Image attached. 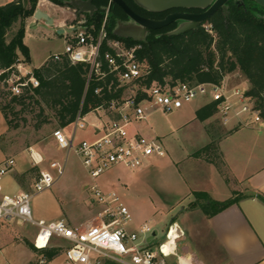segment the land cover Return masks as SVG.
Instances as JSON below:
<instances>
[{"label":"built area","instance_id":"built-area-1","mask_svg":"<svg viewBox=\"0 0 264 264\" xmlns=\"http://www.w3.org/2000/svg\"><path fill=\"white\" fill-rule=\"evenodd\" d=\"M110 4L99 28L88 25L85 14L74 8L72 22L64 25L59 33L66 38L65 50L55 53V58L66 55L73 63H85L88 66L90 80L105 81L109 76L116 95L107 99L105 104L96 107L87 114L78 113L72 124L73 132L68 134L63 127L53 130L57 147L73 151L86 170L90 182L88 188L93 191L94 202L100 206L97 214L89 221L71 225L65 219L38 220L34 217L31 199L34 192L20 190L16 193L3 191V179L15 166L16 159L8 157L0 163V220H18L29 222L38 227L34 238L37 248L52 245V239L59 237L68 241L65 249L71 264H202L190 251L179 252L178 241L186 236L184 227L172 221L165 233V240L158 245L152 243L150 234L156 236V230L148 222L137 228H131L132 214L122 196L114 186L103 187L99 181L102 174L115 166L136 169L152 156L166 155V149L158 135L147 136L137 126L146 120L152 110L172 111L190 102L199 94H210L212 101L217 100V112L222 124L237 125L261 120L254 101L246 94L247 89L235 86L229 91L224 81L221 83H190L187 81L165 83H144L150 73L146 59L139 56L143 43H129L123 37H113L108 29ZM213 32L211 24H204ZM13 94L33 90L39 86V79L30 69L24 58H18L13 65V73L6 79ZM103 86L95 89L102 94ZM96 114V120L87 123V115ZM93 127V138L77 140L75 132ZM31 154L33 151L30 149ZM67 155V158H68ZM33 164L39 161L33 158ZM56 174L40 169L34 181L35 192L50 188L65 172V164L58 160L50 162ZM1 251V246H0ZM46 258L40 260L46 263Z\"/></svg>","mask_w":264,"mask_h":264},{"label":"trees","instance_id":"trees-1","mask_svg":"<svg viewBox=\"0 0 264 264\" xmlns=\"http://www.w3.org/2000/svg\"><path fill=\"white\" fill-rule=\"evenodd\" d=\"M58 5H66L65 0H51ZM136 11H147L138 6L134 0H125ZM39 0H13L0 5V81L6 88L4 103L0 110L4 113L9 125L17 128L21 122H13L10 114L18 113L23 125H32L40 130L46 124L56 123L57 127H69L79 112L87 114L96 107L105 104L107 99L116 95L108 88L109 76L105 81L90 80L88 82V66L85 63H73L66 55L55 58L48 57L44 63L34 69L39 79V86L33 90H25L21 94H13L7 86L6 79L13 73V65L19 54L29 62L30 51L24 42L26 20L35 14ZM97 6L91 16L85 14L87 24L99 28L105 17L110 0H94ZM199 10H202L199 8ZM148 12V11H147ZM167 12L159 13L165 16ZM264 7L255 0L228 1V14L220 8L207 21L195 29L177 35L167 32L174 29L177 23H171L161 29L153 30L143 43L139 56L146 59L150 73L144 83H165L187 81L190 83H221L228 73L237 69L246 76L250 86L246 94L254 101L264 120ZM126 18V13L117 4H112L108 29L113 33L118 20ZM21 26L9 39L8 32L17 21ZM92 23H91V22ZM211 24L213 32L204 24ZM135 43L131 38H123ZM103 86L102 94L95 89ZM217 100H213L200 109L202 120L217 113ZM201 112H203L201 114ZM216 148L215 142L197 150L195 156H208ZM194 199L188 209H200L206 216H213L226 209L242 197L238 192L224 200L212 198L205 191H193ZM264 199V198H263ZM176 220L175 218L173 221ZM28 246L49 261L59 253L58 248H37L33 243Z\"/></svg>","mask_w":264,"mask_h":264},{"label":"rangeland","instance_id":"rangeland-1","mask_svg":"<svg viewBox=\"0 0 264 264\" xmlns=\"http://www.w3.org/2000/svg\"><path fill=\"white\" fill-rule=\"evenodd\" d=\"M0 1L5 2L6 0ZM38 7L39 4L37 5ZM40 8L49 10L55 18V23L48 24L43 18L38 19L40 20L39 22L36 20L32 21L30 20L31 18L26 20L24 42L30 51L28 65L32 70L38 68L51 55L64 52L66 38L57 31V27L59 23H64L67 31L70 32L67 24L72 22L75 14L73 7L58 5L51 0H48ZM20 26L21 21L19 20L9 30L7 35L9 39ZM19 57L21 59L24 58L22 53L19 54ZM225 77L227 78H224L225 80L223 79V81L229 91H231L233 86L241 88L250 86L246 76L240 69L228 73ZM5 90L6 88L0 81V105L4 103ZM209 101H212V96L209 93L206 95L199 94L190 102L185 103L184 106L172 111L152 110L148 118L137 126L147 136H161V141L168 153L167 165L161 164L154 168L151 167L144 172L138 168L131 169L119 165L112 175V185L118 190L131 211V228H137L144 222H148L153 230H156L155 237L152 232L148 236L153 239L152 243L154 245H158L165 240L168 226L175 218L186 231V236L178 241L179 252L190 251L196 258H199L197 247H200L201 259L203 257H212L208 247L205 245L207 242H205L204 234H202V231L205 230V228L203 229L205 214L200 209H188L191 198L190 195L185 196L184 183L187 182L189 184L196 177L197 169L193 168L194 158L189 157L188 154L203 144L202 139L205 136L203 135L202 137V132L199 129L200 113L197 110L194 111L193 106L199 105L200 109ZM93 115L86 118L87 123L96 120ZM215 115L219 116L218 112ZM21 116L18 113L10 114V118L14 123L21 122V125L15 128L8 124L4 113L0 110V159L14 157L16 159L14 170L19 168L20 165H24L23 160L25 158L29 159L28 163H26L28 170L23 173V178L26 185L32 187L29 191L34 192L31 199L34 217L37 219L36 208L42 210L44 214L48 213L50 215V213L55 212L56 205L52 199L53 195L59 198L71 218L80 219L84 217L85 211L82 207L94 204V194L90 188H83L87 172L82 166L80 159L73 151L68 155L67 150H57L51 138L52 131L58 126L56 123L46 124L40 130H36L32 125L24 126ZM216 122L219 123L217 118ZM240 128V133L259 132L261 134L259 140L253 139L252 142L259 145L255 147V151L258 154L263 153L264 120L249 121V123ZM91 129V126L87 125L85 128L76 130V141L87 138ZM66 130L69 134H72L73 128L70 126ZM230 143L236 145L237 138L228 144ZM32 145L43 154L44 163H49L53 158H58L64 163L68 155L65 173L56 180L53 186L41 192H35L33 184L35 178L39 175V169L37 168L38 165L31 163L29 157L28 149ZM232 153L238 152L233 149ZM209 154L213 158L216 156L213 151ZM11 173L10 171L6 175L10 176ZM53 173L55 174L56 172ZM11 223L21 229L16 232L15 242L10 245L9 249L0 241V246L2 247L0 264H10L11 260H13L12 263L14 264H41L40 260L44 256L41 252L34 253L31 248H28L27 243L32 242L25 237L26 233L35 235L38 227L32 223L18 220H12ZM52 245H54V248H58L59 253L53 260L49 261L46 258L45 264H71L65 254V249L69 245L68 241L54 237Z\"/></svg>","mask_w":264,"mask_h":264},{"label":"crops","instance_id":"crops-1","mask_svg":"<svg viewBox=\"0 0 264 264\" xmlns=\"http://www.w3.org/2000/svg\"><path fill=\"white\" fill-rule=\"evenodd\" d=\"M11 1L13 0H6L5 2L0 1V5ZM46 2H48V0H39V7H42ZM43 10L52 16L49 10ZM29 19L32 21L36 20L37 22L40 21L35 18L34 15L29 17L28 20ZM53 20L55 23L54 17ZM64 25L66 24L59 23L57 29L63 28ZM43 63L44 61L41 65ZM248 88L249 85L245 87V89ZM199 107V105L193 106L194 111L198 110ZM90 115L92 114L87 115V117ZM216 118L219 120V123L216 122ZM199 125L202 137L203 135L205 136L202 139L203 144L198 148H195L194 151L205 147L211 142H215L216 148L213 149V152L216 156L215 158L210 156V154L203 157L195 156L194 151L188 154L189 157L194 158L193 168L197 169V173L193 182L189 184L187 182L184 183L185 196L190 195L192 201L194 199L193 191H205L212 198L218 200L227 199L231 197L234 192H238V194L242 197L238 202L233 203L221 212L210 217L206 215L204 216L203 229L205 228V230L202 231V234H204L205 242H207L205 245L208 247L209 253L212 257H203V259H201L200 247H197L199 252V258L197 259L202 264H264V152L258 154L255 151V147L259 145L252 142L253 139L259 140L261 134H259V132L240 133V127L243 125H237L234 121L230 125H224L220 122L219 116H216L215 114L204 120L201 119ZM67 128L68 127L64 128L66 132ZM91 128L92 129L89 132L90 135L87 138H93L96 135L92 126ZM159 137L161 138V136ZM51 138L57 147V143L52 134ZM236 138V145L234 143L228 144L233 139L236 140ZM232 148L238 153L233 154ZM30 149L33 151V154H31ZM57 150L62 149L57 147ZM28 152L32 164L33 158H36L39 161L37 167L39 170L47 169L53 173L56 172V169L50 166V162L58 160L62 163V161L58 158H53L49 161V163H44L45 158L43 154L33 145L29 147ZM167 157L168 153L166 150V155L152 156L138 169L144 172L146 170L148 171L151 167L154 168L161 164L167 165ZM3 160L4 159H0V163ZM67 160L68 158H66L62 164H65L66 166ZM23 161L24 165H20V167L16 170H14L13 167L10 170L12 172L11 175H6L4 177V192L16 193L20 190H30L32 188L26 185L23 178V173L28 170L26 163H28L29 159L25 158ZM117 167H119V165L113 167L100 176L99 181L103 187L107 188L109 186H113L112 175ZM89 182L90 181L86 173V180L83 182L84 189L88 188ZM56 198L57 197L53 195L52 199L56 205L54 213H50V215L48 213L44 214L42 210L36 208L35 214L38 220L51 221L63 218L71 225H79L91 220L100 209V206L94 202L92 205L82 207L85 211L84 217L80 219H73L69 216L59 198ZM11 221L12 220H0V241L8 249L10 245L15 242L16 232L21 229L17 225H13ZM35 235H29L26 233L25 237L34 243ZM53 246L54 245H51L50 247ZM12 262L13 260H11L10 264H14Z\"/></svg>","mask_w":264,"mask_h":264},{"label":"water","instance_id":"water-1","mask_svg":"<svg viewBox=\"0 0 264 264\" xmlns=\"http://www.w3.org/2000/svg\"><path fill=\"white\" fill-rule=\"evenodd\" d=\"M139 6L153 12L166 11L174 8H200L202 12L175 11L162 19H153L137 13L125 0H111L119 5L129 16V20H118L113 33L119 37L131 38L135 41H146L149 32L161 29L173 22L179 21L177 26L168 31L169 35L184 33L197 28L207 21L217 10L222 8L228 14L229 0H134ZM264 7V0H255ZM66 5L75 8L80 13L93 15L97 9L94 0H65ZM240 3H244L243 0ZM35 18H43L48 24L54 20L49 13L38 7L34 14ZM264 18V14L262 15ZM63 28H59L61 32ZM156 233V232H154Z\"/></svg>","mask_w":264,"mask_h":264},{"label":"flooded vegetation","instance_id":"flooded-vegetation-1","mask_svg":"<svg viewBox=\"0 0 264 264\" xmlns=\"http://www.w3.org/2000/svg\"><path fill=\"white\" fill-rule=\"evenodd\" d=\"M135 2V1H134ZM112 4L113 3H111V5H110V9H111V6H112ZM139 6V5H138ZM143 8V7H142ZM145 9V8H144ZM145 10H147V9H145ZM136 11V10H135ZM148 11V12H147ZM147 11H143V10H140V11H136L137 13H139L140 15H143V16H146V17H149V18H153V19H162V18H165L168 14H170V13H172V12H175V11H187V12H196V13H198V12H202L203 11V9L202 10H199V8H174V9H170V10H166V11H159V12H153V11H149V10H147ZM164 12H167L166 14H165V16H160V14L159 13H164ZM122 20H125V21H127V20H129V16L126 14V18L125 19H122ZM174 23V22H173ZM175 23H179V21H176ZM154 29H152L150 32H149V34H148V36L152 33V31H153ZM157 30V29H156Z\"/></svg>","mask_w":264,"mask_h":264}]
</instances>
